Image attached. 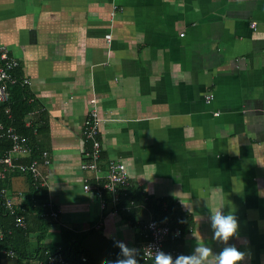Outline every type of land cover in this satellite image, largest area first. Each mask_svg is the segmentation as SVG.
<instances>
[{"label": "crops", "instance_id": "crops-1", "mask_svg": "<svg viewBox=\"0 0 264 264\" xmlns=\"http://www.w3.org/2000/svg\"><path fill=\"white\" fill-rule=\"evenodd\" d=\"M112 5L121 10L111 20ZM0 43L18 62L14 77L28 79L13 85L33 107L23 135L34 153L15 161L42 151L50 161L40 166L43 188L18 172L0 180L28 222L22 233L1 211L0 233L10 231L18 252L9 259L0 247V264H45L47 252L70 258L76 249L106 264L120 251L116 240L139 249L140 262L142 225L167 219L169 203L190 222L181 253L219 251L225 242L213 238L208 215L230 211L241 238L228 243L248 252L246 264H264V0H0ZM91 98L99 167L121 162L130 183L118 209L107 195L101 209L82 189L84 178L96 184L79 169ZM46 202L56 219L40 216Z\"/></svg>", "mask_w": 264, "mask_h": 264}, {"label": "built area", "instance_id": "built-area-1", "mask_svg": "<svg viewBox=\"0 0 264 264\" xmlns=\"http://www.w3.org/2000/svg\"><path fill=\"white\" fill-rule=\"evenodd\" d=\"M121 10L116 5H112L110 16L111 20L117 11ZM254 25V24H252ZM105 40L110 42L111 35H105ZM18 67L16 59L9 56L8 48L0 43V114L5 115L6 120L10 121L9 108H3L9 100L8 84H16L20 82L25 86L29 84L27 78H22L20 81L14 77L13 70ZM206 103L213 100L212 94H207L204 98ZM218 116V113L215 114ZM101 119L98 114V105L95 98L88 101V110L82 123L81 137L88 143V149L84 152V159L79 165L82 172L92 174V178L96 181L95 186L89 183L88 178H84L82 189L86 193L93 194L100 202L101 209H104L107 204L105 195L110 202V205L118 209L119 199L126 196L129 191L130 183L127 177L125 166L114 159L107 162L106 166L101 169L99 161L101 157V142L98 138L99 125ZM0 139H5L9 143L8 149L0 155V180H4L10 173L18 172L29 177L33 188H43L46 185L45 179L40 171V166H49V154L46 151L40 152L39 158H30L26 163L15 161V156H31L34 153V148L30 145L28 137L20 134L11 124H6L0 120ZM32 206L36 207V201H32ZM134 202L130 201L128 208L133 206ZM0 207L4 213L11 216L13 219V227L25 231L27 229V218L24 211H17L14 200L11 198L5 189H0ZM44 212L41 217L56 219L58 212L53 210L51 203L42 204ZM127 208V207H123ZM10 231L0 233V241L5 235H9ZM143 243L141 246V255L144 261L154 260V251L160 248L173 256L180 254L177 248L164 249L166 242H176L182 238V230L178 226L171 227L167 222H161L150 218L142 225ZM2 254L9 259L15 258V252L12 249H4ZM87 258L82 256L81 263H85ZM47 264H70L69 260L60 250L46 253Z\"/></svg>", "mask_w": 264, "mask_h": 264}, {"label": "clouds", "instance_id": "clouds-1", "mask_svg": "<svg viewBox=\"0 0 264 264\" xmlns=\"http://www.w3.org/2000/svg\"><path fill=\"white\" fill-rule=\"evenodd\" d=\"M213 238L225 242L219 251H213L207 245H196L191 252L173 256L160 248L154 253L155 264H205L207 258L212 255L216 264H246L248 252L241 250L234 243H228L234 239H240V223L237 216L230 211L217 210L208 215ZM119 248L116 259H108L106 264H140L139 249L131 247L122 240L114 241Z\"/></svg>", "mask_w": 264, "mask_h": 264}, {"label": "trees", "instance_id": "trees-1", "mask_svg": "<svg viewBox=\"0 0 264 264\" xmlns=\"http://www.w3.org/2000/svg\"><path fill=\"white\" fill-rule=\"evenodd\" d=\"M7 89L9 91V100L6 104L3 105V108H9L11 118H10V121H7L5 115L0 114V120L4 121L6 124H8V123L11 124L15 128V130L18 131L19 133H22L25 135H30L31 132L27 128H25L23 118H24L25 114H27L31 110V108H33V107H32V105H30L28 103V99H27L28 97L26 96L25 87H20L19 85H13L11 87L7 86ZM8 147H9L8 141H6L5 139H0V150H2V153L5 152L8 149ZM2 153H1V155H2ZM34 193H36V192H34ZM35 199L37 200V202H39V201L42 202V200L39 197L35 198ZM129 200L130 199L128 198V201ZM37 202H36V205H37ZM30 206H32V204H30ZM167 206H168L167 209L169 211V213H167L168 218L164 219V220H158V221L167 222L171 227L178 226L179 228H181L182 235H183L184 229L190 223L188 220V217L186 216V214L184 212H182V210L180 208L175 209L173 212H170L169 209L171 206H174V204L169 203ZM32 207H34V206H32ZM176 210H177V212H175ZM1 211L3 212V210L0 207V214H1ZM6 216H7V214H6ZM12 227H13V225H12ZM14 229H17V228H14ZM27 229H28V222H27ZM27 229L25 231H27ZM17 230H20V229H17ZM20 231L22 232V230H20ZM2 232L5 234L6 229H3ZM10 239H11V235H5L4 239H2L0 241V247H4V248L7 247L5 249H12L15 252V259H16L18 251H16V249L10 245L11 244ZM181 239L176 241V242H173V243L166 242L164 245V249L168 250L171 248H177L179 250V252L181 253V251H180L181 250L180 249ZM10 246L12 248H9ZM60 251L63 252V254L66 256V258L68 260L72 258V260L74 261V264H96L93 260H91L90 258H87L86 256L85 257L87 258V261L85 263H81L80 258L83 256L81 249H76V251L73 252V254L71 255L70 258L68 257L70 255L69 251H64V250H60ZM44 257H45V264H47L46 254ZM69 263H70V260H69ZM140 264H155V263L153 261H144L142 258V255H141Z\"/></svg>", "mask_w": 264, "mask_h": 264}]
</instances>
